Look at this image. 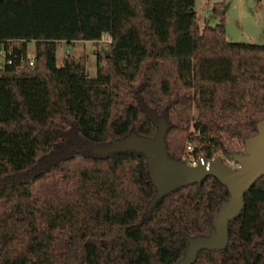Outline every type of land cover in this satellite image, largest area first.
<instances>
[{
    "label": "trees",
    "instance_id": "16d2710c",
    "mask_svg": "<svg viewBox=\"0 0 264 264\" xmlns=\"http://www.w3.org/2000/svg\"><path fill=\"white\" fill-rule=\"evenodd\" d=\"M195 0H0V264H176L229 199L213 178L155 198L137 153L79 155L167 125L168 159L239 155L264 119V46L230 43L225 7L200 30ZM106 34L110 43H101ZM34 43L32 64L27 45ZM101 47L56 66L58 44ZM72 191L34 198L44 171ZM45 221L41 227L39 221ZM68 229L59 256L55 232ZM222 251L194 264H264V178L244 195Z\"/></svg>",
    "mask_w": 264,
    "mask_h": 264
},
{
    "label": "water",
    "instance_id": "95a60500",
    "mask_svg": "<svg viewBox=\"0 0 264 264\" xmlns=\"http://www.w3.org/2000/svg\"><path fill=\"white\" fill-rule=\"evenodd\" d=\"M166 130L167 125L160 121L154 138L144 139L133 135L102 146L74 148L72 152L101 157L132 152L143 155L150 180L156 189L149 209L166 195L199 185L207 178H213L225 187L229 199L218 210L215 228L208 237L189 239L185 257L176 263L194 264L199 252L222 251L226 248L228 224L242 211L244 195L260 178H264V119L256 125V135L244 142L243 153L229 157L238 166L236 171H232L219 159L202 158L196 167L188 166L183 160L176 162L168 159L164 142Z\"/></svg>",
    "mask_w": 264,
    "mask_h": 264
},
{
    "label": "rangeland",
    "instance_id": "374dc122",
    "mask_svg": "<svg viewBox=\"0 0 264 264\" xmlns=\"http://www.w3.org/2000/svg\"><path fill=\"white\" fill-rule=\"evenodd\" d=\"M217 4H223L225 7V34L228 42L264 46V0H195L194 12L196 14V23L200 30L206 25L213 27L217 24V21L210 17V11ZM27 54L29 58L34 56L33 42L27 45ZM98 54H102L101 47L93 46L92 44H58L56 47V66L58 68L61 67L67 56L74 59L85 58L86 74L93 79L96 76ZM189 152H191V148L187 147L183 156L186 161L193 159L189 156ZM215 159H219L232 171L238 169V166L233 161L224 158L221 154H218ZM71 191L72 185L70 181L59 177L53 170L44 171L42 178L33 184L34 198ZM39 224L41 227H45L46 223L40 220ZM67 241L68 229L56 230L52 253L55 256H59Z\"/></svg>",
    "mask_w": 264,
    "mask_h": 264
},
{
    "label": "built area",
    "instance_id": "2783aa9c",
    "mask_svg": "<svg viewBox=\"0 0 264 264\" xmlns=\"http://www.w3.org/2000/svg\"><path fill=\"white\" fill-rule=\"evenodd\" d=\"M110 41L111 40H110L108 35L104 34L102 36L101 43L109 44ZM11 57H12V51L10 49H8L6 51H0V72L4 70L6 65H10L12 63ZM33 58H34V56L29 58L28 54H27V61L29 62V64H32ZM183 161H185L188 166L196 167L199 163L202 162V158H198L197 160L196 159H190L187 161L185 159H183Z\"/></svg>",
    "mask_w": 264,
    "mask_h": 264
},
{
    "label": "crops",
    "instance_id": "0c3cea01",
    "mask_svg": "<svg viewBox=\"0 0 264 264\" xmlns=\"http://www.w3.org/2000/svg\"><path fill=\"white\" fill-rule=\"evenodd\" d=\"M86 44H89V43H86Z\"/></svg>",
    "mask_w": 264,
    "mask_h": 264
}]
</instances>
